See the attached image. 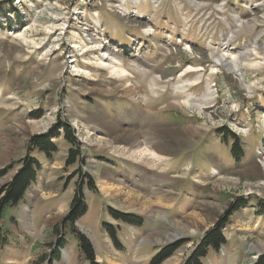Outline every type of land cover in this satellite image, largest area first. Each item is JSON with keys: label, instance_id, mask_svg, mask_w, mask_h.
I'll return each mask as SVG.
<instances>
[{"label": "rangeland", "instance_id": "rangeland-1", "mask_svg": "<svg viewBox=\"0 0 264 264\" xmlns=\"http://www.w3.org/2000/svg\"><path fill=\"white\" fill-rule=\"evenodd\" d=\"M240 22L245 27L226 45ZM251 45L255 68L234 72L212 59ZM105 52L143 91L158 81L149 104L108 90L119 82L95 67ZM186 95H210L208 106L167 107ZM57 122L70 125L80 145L74 165L66 163L75 147L64 131L53 139V161L31 152L30 139ZM153 129L168 161L137 156L121 138L130 131L146 142ZM29 154L42 170L24 201L4 210L0 264H33L56 251L54 264H90L78 233L100 264H151L181 240L161 264L176 257L183 264L236 201L243 206L223 229L225 254L212 251L204 264H255L264 255V0H0V172L9 169L0 191ZM80 185L88 213L71 226L63 221ZM160 201L163 220L149 212ZM112 211L143 224L118 222ZM105 225L116 229L118 245Z\"/></svg>", "mask_w": 264, "mask_h": 264}, {"label": "trees", "instance_id": "trees-1", "mask_svg": "<svg viewBox=\"0 0 264 264\" xmlns=\"http://www.w3.org/2000/svg\"><path fill=\"white\" fill-rule=\"evenodd\" d=\"M61 131H64L65 139L75 148L69 150V156L66 161L68 165H74L77 163L78 158L81 156L80 145L77 143V139L74 134V130L68 124H62L57 122L45 135H36L30 139V149L31 152L37 150L40 154H45L48 160L53 161L54 154L58 151V147L53 143V139L60 137ZM233 159H240L243 154L242 148L239 146V143H236L231 150ZM242 159V158H241ZM240 162V161H239ZM10 166L9 168H11ZM9 169H5L0 172V176L5 174ZM42 170L40 161L31 156L30 154L22 159L19 163V169L12 181L9 182L2 190L0 191V245L6 243V236L1 226V221L3 219L4 210L7 206H17L26 198V193L28 189L34 185L37 181L38 173ZM78 172H83L79 167ZM89 185L93 186L92 180L90 177ZM82 186L78 193L74 196L71 202V208L64 219L63 223L70 224L74 226L79 220H82L86 217L88 213V207L86 204V197L82 193ZM92 188V187H91ZM232 208L221 217L218 223L209 231L206 232L201 242L195 248V250L185 259L183 264H204V261L208 258L209 253L219 252L223 247L227 245V239L224 235L223 229L228 226L230 219L233 216L234 212L241 210L242 203L236 201ZM260 210L264 212V202L259 203ZM113 218L118 222H123L126 224H131L136 227H140L143 224V221L139 218L134 217V215H128L124 213L111 212ZM110 237L112 238L115 245H118L116 229L109 225H105ZM63 226L55 227L53 230L59 234ZM60 229V230H59ZM80 236L81 248L84 250L88 261L90 264H100L96 261L95 250L92 244L88 239L78 233ZM62 239V237H60ZM183 240L176 242L174 244H169L168 246L161 249L160 253L156 256L151 264H161L166 259L171 257L177 249L183 244ZM59 249L65 247L64 241L58 243ZM56 259H60L59 251H56L54 256L42 257L38 262L33 264H54ZM255 264H264V255L260 256L258 261Z\"/></svg>", "mask_w": 264, "mask_h": 264}, {"label": "bare ground", "instance_id": "bare-ground-1", "mask_svg": "<svg viewBox=\"0 0 264 264\" xmlns=\"http://www.w3.org/2000/svg\"><path fill=\"white\" fill-rule=\"evenodd\" d=\"M136 1H139V0H136ZM243 26L245 27V25L242 22H240V25H238L236 27L237 31H232L230 33L228 40H226V42H225L226 45L228 44V41L230 39H232L235 35L240 33L239 31L241 30V28ZM246 26H248V25H246ZM22 38H24V40H26L25 36H23ZM93 46L97 47V46H99V44L97 42H94ZM81 49L83 51H85V49L88 50V46L85 48L81 47ZM106 51H107V49H106ZM223 51H225V52L224 53H222V52L212 53L211 54L212 59H214L219 64L221 63L224 65H227V67H229L234 72H236V70H239L243 67L255 68L258 65V63L250 62V60H249L250 55L258 54L256 45H251L249 48L245 49L244 52H239L238 55H235L234 57H231L232 55L227 54V52H229L230 50H227V49L225 50V48H224ZM107 52H105V54L103 55V58L96 63L95 67L101 71L103 70V71L107 72V74H109L113 78H116V80L119 82V84L115 85V86H112V84L110 83L108 90L115 92V91H118V89H122L133 100L144 102V104H143L144 106H146V104H149V101H151V98H153L152 94L154 95L157 92V90L154 87L159 85L158 81L156 79L152 78L153 79L151 81V84L153 85L152 89L150 91L149 90L143 91L142 87H140L137 83L133 82L132 77L129 76L127 71L122 68V65H120V63H117L119 61H117V62L115 61V60H117L116 55H111V54H108ZM133 64H136V62H133ZM134 66L136 67V69L140 68L139 64L134 65ZM75 68L77 69L76 66H74V69ZM187 72H191V71H187ZM95 76H97V75H95ZM186 96H187L186 98H182V99H176L175 98V100L168 103L167 107L168 108H171L172 106L175 108L196 107L201 112V111H203V109L206 105L208 106L207 100H208V97L210 95L205 96V97L200 98V99L194 98L190 95L189 96L186 95ZM113 127L117 131L122 130L119 127H117L116 125H114ZM125 133L127 136L124 135L121 138H123L122 140H124L126 142V144L129 146V149L136 151L135 155L142 156V157L143 156L144 157L150 156L151 158H154V160H158V161H162V162L168 161L170 159L169 151L166 149V147H164L160 143V141L162 139L161 138L162 137L161 130L160 131L158 129L151 130L147 134L146 142L141 141L140 137L137 134L134 135V134H132V132L130 133V131L129 132L125 131ZM143 145H145V147L141 148ZM167 200H169V199H167ZM165 205H164V201H160L158 204H156V206L151 207L149 212L152 215H154L156 213V215L160 219H162L164 217H161L159 215H160V213L163 212ZM145 211L148 212V208ZM176 225L179 228L181 227L183 229H186V227H183L182 224H180V223L176 224ZM165 236H167L168 240H171L172 238H174L171 235H165ZM107 243H108V246L113 248L109 239H107ZM180 260H181V257H176L172 260V264H179ZM113 264H116V263H113Z\"/></svg>", "mask_w": 264, "mask_h": 264}, {"label": "built area", "instance_id": "built-area-1", "mask_svg": "<svg viewBox=\"0 0 264 264\" xmlns=\"http://www.w3.org/2000/svg\"><path fill=\"white\" fill-rule=\"evenodd\" d=\"M225 248L223 247L220 251H219V253H221L222 255H224L225 254Z\"/></svg>", "mask_w": 264, "mask_h": 264}, {"label": "crops", "instance_id": "crops-1", "mask_svg": "<svg viewBox=\"0 0 264 264\" xmlns=\"http://www.w3.org/2000/svg\"><path fill=\"white\" fill-rule=\"evenodd\" d=\"M233 217H236L237 218V216L236 215H234ZM230 241V240H229ZM228 241V242H229ZM227 245H228V243H227ZM227 245L225 246V248H227ZM234 249V248H233ZM211 253H212V251L210 252V255H211ZM214 253V252H213ZM218 253V252H217Z\"/></svg>", "mask_w": 264, "mask_h": 264}]
</instances>
